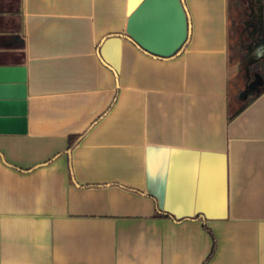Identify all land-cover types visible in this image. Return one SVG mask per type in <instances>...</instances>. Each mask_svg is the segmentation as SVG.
<instances>
[{
    "label": "crops",
    "instance_id": "0c3cea01",
    "mask_svg": "<svg viewBox=\"0 0 264 264\" xmlns=\"http://www.w3.org/2000/svg\"><path fill=\"white\" fill-rule=\"evenodd\" d=\"M142 1L0 0V66L27 74L0 264H264V90L234 114L229 0H185L171 59L127 36Z\"/></svg>",
    "mask_w": 264,
    "mask_h": 264
},
{
    "label": "water",
    "instance_id": "95a60500",
    "mask_svg": "<svg viewBox=\"0 0 264 264\" xmlns=\"http://www.w3.org/2000/svg\"><path fill=\"white\" fill-rule=\"evenodd\" d=\"M126 32L148 54L160 59L176 57L191 35L185 0H143L130 15ZM26 80L25 66H0V133L27 132ZM256 85H250V93Z\"/></svg>",
    "mask_w": 264,
    "mask_h": 264
},
{
    "label": "rangeland",
    "instance_id": "374dc122",
    "mask_svg": "<svg viewBox=\"0 0 264 264\" xmlns=\"http://www.w3.org/2000/svg\"><path fill=\"white\" fill-rule=\"evenodd\" d=\"M231 101L237 108L238 96L264 75V45L259 20L264 18V0H229ZM264 47V46H263ZM260 70V72H259Z\"/></svg>",
    "mask_w": 264,
    "mask_h": 264
},
{
    "label": "trees",
    "instance_id": "16d2710c",
    "mask_svg": "<svg viewBox=\"0 0 264 264\" xmlns=\"http://www.w3.org/2000/svg\"><path fill=\"white\" fill-rule=\"evenodd\" d=\"M229 8H230V2H229ZM259 72H260V70H259ZM261 73H264V72H261ZM260 78H261V80H260V85L258 88L260 89V91H262V90H264V75L261 74ZM238 99H239V97H238ZM239 101H240V108L238 110L234 111L235 112L234 114H237L246 106L245 102H242L241 100H239Z\"/></svg>",
    "mask_w": 264,
    "mask_h": 264
},
{
    "label": "flooded vegetation",
    "instance_id": "af4514ba",
    "mask_svg": "<svg viewBox=\"0 0 264 264\" xmlns=\"http://www.w3.org/2000/svg\"><path fill=\"white\" fill-rule=\"evenodd\" d=\"M258 23L261 28V32L263 33L262 35H264V18L260 19Z\"/></svg>",
    "mask_w": 264,
    "mask_h": 264
}]
</instances>
